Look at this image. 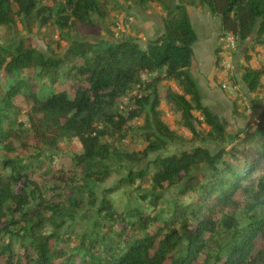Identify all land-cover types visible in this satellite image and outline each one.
<instances>
[{"label":"trees","instance_id":"1","mask_svg":"<svg viewBox=\"0 0 264 264\" xmlns=\"http://www.w3.org/2000/svg\"><path fill=\"white\" fill-rule=\"evenodd\" d=\"M107 1L0 0V28L35 20L63 36L106 16ZM148 1L166 17L146 49L130 37L74 40L52 56L24 40L0 45V264H264V115L229 150L158 156L98 193L111 159L140 164L169 141L188 140L170 128L167 111L192 133L198 121L223 129L189 72L196 34L187 5ZM193 5L219 17L222 33L251 37L250 51L264 48V0ZM262 73L245 72L251 89ZM164 81L177 90L162 96ZM134 131L143 151L111 143ZM71 143L77 151L65 148ZM126 190L138 205L127 204ZM86 210L91 226L74 242L65 228Z\"/></svg>","mask_w":264,"mask_h":264},{"label":"rangeland","instance_id":"2","mask_svg":"<svg viewBox=\"0 0 264 264\" xmlns=\"http://www.w3.org/2000/svg\"><path fill=\"white\" fill-rule=\"evenodd\" d=\"M178 1L187 5V9L196 8L201 11L204 7L194 6L193 0ZM107 4L106 16H94L91 24L78 25L74 29L66 31L63 36L51 24L41 26L35 20L18 19L16 24L0 28V45L13 48L19 41L24 40L27 43H34L37 49L47 56H52L64 53L74 40L89 39L92 41L115 43L124 37H130L141 48L146 49L150 40H154L163 34L166 11L160 3L155 1L142 3L141 0H108ZM205 23H207L206 20ZM211 26L212 23H208V27L212 28ZM204 29L206 30V26ZM221 33H218V37L221 36ZM195 43L194 45H196ZM219 46L220 42H218ZM251 46V37L245 43L242 42V38L239 39V47L235 51L233 61L234 72L229 75L230 82L235 89L223 88L218 73H215L214 77L207 78L206 75H201L196 70L193 62L189 68V72L195 78L200 90L202 104L220 117L219 121L222 124V130L219 127H209L204 122L198 121L196 133H192L186 128L177 126L175 122L177 118L167 111L165 119L170 128L181 133L188 140L175 139L169 141L160 150L149 152L147 159L140 164L111 159L109 164L112 167V175L98 186V193L100 194L101 190L117 184L130 170L144 168L148 160H153L158 156H165L184 149H193L197 146H204L211 153H215L221 149L229 150L232 147L231 141L235 135L240 134L248 126L254 127L261 116L264 115V48L257 46L258 48L256 47L254 51H250ZM195 49L196 52L199 51L197 46ZM256 49L259 52H256ZM249 53H253L256 57L254 64H249L252 60L251 58H253ZM242 59L244 60L243 64H240ZM217 68L218 66L216 67V72ZM253 70H261L263 73L260 77L259 85L251 89L249 83L244 80V74ZM143 78L150 82L154 78V75H145ZM160 85L162 87V96L165 95L164 91L168 87H173L177 90L176 85L171 82L164 81ZM162 107L165 109L164 105ZM27 109L28 107L26 106L24 111ZM119 111L126 112L124 104L120 105ZM194 114L198 119L200 118L199 113L194 112ZM111 143L115 144L118 148L127 147L130 150L136 151H143L146 148V144L140 138L137 131H134L131 137L123 141H120V138L117 136L116 141H112ZM65 148L77 151L72 143L69 146L65 145ZM172 191L173 189L165 192L167 202L172 200ZM125 197L129 206L138 205L133 197L132 190H126ZM90 211L91 214L94 212ZM88 216L89 212L86 210L79 215L80 223L73 222L67 224L65 232L67 231L72 241L75 242L91 226V220Z\"/></svg>","mask_w":264,"mask_h":264},{"label":"crops","instance_id":"3","mask_svg":"<svg viewBox=\"0 0 264 264\" xmlns=\"http://www.w3.org/2000/svg\"><path fill=\"white\" fill-rule=\"evenodd\" d=\"M187 10L197 39L195 43L196 45L193 46L194 57L192 62L201 75H206L207 78L214 77L217 67L216 53L219 49L220 54L221 50L220 46L218 47V42H220V36L218 37V33L221 32V20L219 17L214 16L207 7L205 8V6L201 11L196 8H188ZM205 20L207 23H205ZM208 23H212V28L208 27ZM205 26L206 30L204 29ZM196 46L199 48L198 52H196ZM256 52H259V50L256 49ZM249 54L253 56L249 64H254L256 57L253 53Z\"/></svg>","mask_w":264,"mask_h":264},{"label":"built area","instance_id":"4","mask_svg":"<svg viewBox=\"0 0 264 264\" xmlns=\"http://www.w3.org/2000/svg\"><path fill=\"white\" fill-rule=\"evenodd\" d=\"M239 47L238 38L229 32L222 33L220 36V64L218 65L217 72L219 80L225 89H235L231 82L229 75L234 71V55ZM243 59L240 64H243Z\"/></svg>","mask_w":264,"mask_h":264}]
</instances>
